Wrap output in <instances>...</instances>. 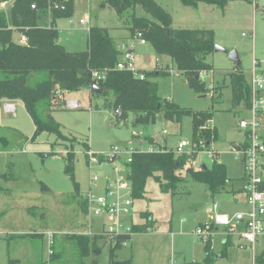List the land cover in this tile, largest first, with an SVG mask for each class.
Instances as JSON below:
<instances>
[{"label":"rangeland","instance_id":"obj_1","mask_svg":"<svg viewBox=\"0 0 264 264\" xmlns=\"http://www.w3.org/2000/svg\"><path fill=\"white\" fill-rule=\"evenodd\" d=\"M155 1L171 13L174 28L215 30L216 44L229 52H238L247 77L255 60L264 74V0H231L224 9L204 2L191 7L180 0ZM134 12L137 16L151 17L142 6H137ZM86 14L90 21L83 25L80 20ZM57 23L59 40L69 51L86 50L89 28L102 26L109 29L118 46L121 41L129 45L133 42L138 68L142 65L148 68L154 66L157 54L153 47L148 42L141 44L135 36L137 33L131 37L129 24L107 0H76L72 16L60 18ZM15 37H18L17 33ZM229 52L214 51L207 58L212 69L202 72L199 77L206 87L205 92L193 88L188 76L181 71L158 76L156 80L162 99L192 111H213L209 125L216 126L218 130L217 141L194 152L195 160L188 162L179 173L186 175L185 169L189 165L195 168L202 165L211 167V151L215 150L219 154L218 160L226 163L231 180L222 192L208 195L207 185L190 176L178 185L175 194L162 191L155 178H149L145 196L134 199L137 206L134 221L144 223L141 213L150 211L158 223L149 231L133 234L131 241L115 250L114 257L110 243L100 236L103 219L92 217L89 226L74 194V184L65 172L64 158L70 143L64 144L56 135L48 132L34 136L33 121L19 102H16V115L12 111L6 113L3 105H0V185L5 189L0 192V264H9L10 260H16L15 264L47 261L50 254L49 233L56 235L57 244L61 246L63 236L77 232L98 236V250L85 258L87 264H114L112 258L126 264H203L206 242L194 231L198 223L202 220L205 222L209 216L208 207L217 202L218 211L229 215L248 209L244 204L243 160L236 147L244 141L239 121L249 117V111L246 107L232 105V89L226 75L236 65L229 58ZM163 59L168 60L162 58L161 61ZM169 59L168 63H174ZM218 89L221 96H212L211 91L217 94ZM81 93L84 94L83 98ZM77 95L83 107L69 109L66 106L54 111V116L62 124L64 134L77 140L74 144L75 177L82 195L89 191L91 176L101 177L112 172L111 162L104 157V162L90 166L83 143H87L91 151L104 156L113 147L136 148L133 132L145 140L142 148L154 147L155 150H159L165 140L169 149L174 150L179 141L192 138L191 116L177 122L166 120L160 114L155 123L138 124L135 123L134 113L128 114L126 119L117 116L113 107L105 104L103 97L93 99L91 109L85 91L72 93L67 99L72 100ZM106 98L109 101L112 99L111 96ZM146 137L153 138V143ZM128 158L129 154L124 153L118 163H125ZM43 184L49 189H43ZM29 233L44 236L26 235ZM210 240L214 251L212 264H254V252L259 254L264 249V238L256 243L255 250L241 247L245 240L239 234L229 235L222 226L214 231ZM64 246L66 254L62 262L74 264L78 256L76 250L72 244L66 243Z\"/></svg>","mask_w":264,"mask_h":264},{"label":"trees","instance_id":"obj_2","mask_svg":"<svg viewBox=\"0 0 264 264\" xmlns=\"http://www.w3.org/2000/svg\"><path fill=\"white\" fill-rule=\"evenodd\" d=\"M76 0H0V101L21 100L30 115L35 132L34 136L43 132L56 135L64 144L70 143V149L64 158L65 172L74 184V194L80 208L88 213L87 202L81 194L79 182L75 177V137H69L62 131V124L54 116V111L65 105V100L56 99L57 92L64 95L67 92L88 88L91 99L103 97L105 104L111 105L117 116L126 119L128 114H135V123L148 125L155 123L161 114L166 120L181 122L183 117L191 116L193 124L192 140H201L212 144L218 139L216 126H210L213 111H192L179 104L164 100L159 95L158 76H168V71L154 69L145 72L146 77L140 79L133 72L121 71L116 68L122 58V49L109 29L102 26H91L88 30V46L83 51H69L59 40L57 21L60 18L71 17ZM184 5L197 7L204 2L222 9L228 0H180ZM121 18L130 26L131 37L136 33L150 43L157 55L173 60L177 69L188 76L189 84L199 92H205L204 83L197 75L212 69L207 57L215 51L216 33L208 28H174L172 15L155 0H107ZM34 5V7H33ZM64 6V8L62 7ZM142 8L150 14V18L137 16L135 8ZM19 39H15V34ZM141 33V34H139ZM25 36L26 41L21 42ZM134 36V37H135ZM59 40V41H57ZM241 66H235L227 72L229 86L232 89L233 107H246L250 100L251 88L246 74ZM95 73L103 75L96 78ZM103 89L101 93L91 90L93 82ZM220 89H218V93ZM218 95V98L221 94ZM111 96V100L108 98ZM217 98V99H218ZM214 99V97H213ZM117 110L121 112L117 114ZM87 151V143H83ZM196 155H177L172 149L137 151L129 163V177L133 186V198H143L149 178L153 177L159 183L162 191L175 194L178 185L190 176L193 180L207 185L210 195L225 190L231 180L226 163L218 160L219 154L214 150L211 167H186V175L179 172L188 162L192 163ZM101 161L103 158L101 157ZM43 189H49L46 184ZM0 185V192H4ZM145 225H133L135 232L146 230L154 221L149 212H142ZM28 236H44L39 233H29ZM97 235L71 233L63 236L61 246L57 244L54 234L49 243L51 251L47 261L36 264H66L62 260L66 254L65 244H72L78 256L74 264H87L85 258L97 249ZM131 235L120 238L111 246L114 257L116 249L122 248L121 241L129 242ZM229 242L226 243V248ZM205 258L203 264H212L214 251L211 240L204 246ZM225 254V252L223 253ZM222 256V255H221ZM255 264H264V249L255 254ZM114 264H126L115 261ZM10 260L9 264H15Z\"/></svg>","mask_w":264,"mask_h":264},{"label":"built area","instance_id":"obj_3","mask_svg":"<svg viewBox=\"0 0 264 264\" xmlns=\"http://www.w3.org/2000/svg\"><path fill=\"white\" fill-rule=\"evenodd\" d=\"M253 1L255 2L256 0ZM62 7L64 8V6ZM89 21L90 17L86 14L81 18L80 23L87 25ZM137 38L142 44L147 43L140 36ZM25 41V36H23L21 42ZM122 51V58L116 68L121 71L133 72L136 77L144 79L146 77L145 72L140 71L136 66L132 50H129L127 46H123ZM257 63L255 60L249 77L251 94L246 106L249 111V117L241 118L239 121V127L244 132V141L240 146L236 147V151L241 154L243 160L244 192L248 209L245 212L229 215L219 212L218 203L213 202L207 209L210 216L209 219L198 225L194 231L196 235L207 242L214 234V231L222 226L229 235L239 234L245 240V242L240 244L241 247H251L253 250H255L256 243L264 238V74L259 70ZM158 69L169 73L180 71L172 62L160 63ZM94 76L101 78L103 75L95 73ZM211 95L215 96V91H211ZM56 99L65 100V106L67 107H80L78 100H69L60 92H57ZM12 106V103L5 104L6 111H11ZM117 114L120 115L121 112L117 110ZM133 135H137V133L133 132ZM208 146L210 144L204 143V140L196 143L192 139H183L178 143L174 151L177 155L189 156ZM146 150L152 151L154 148L149 147ZM137 151L144 150L133 147H113L104 156L91 150L87 151L90 166L93 163H102L104 159L101 161V157L109 161L114 155L118 157L114 162H111L112 173L108 175L105 181L104 190L102 192L97 191L100 177L95 175L90 177L89 191L84 195L89 219L92 217L109 219L107 221L103 220L100 236L109 242L110 245H115L125 235L132 236L135 233L133 224L129 221L134 204L133 186L129 177V163L132 161V155ZM124 153L129 154L128 161L118 163ZM211 155L213 158L214 150L211 151ZM149 228L151 226L146 228L145 231H149ZM52 237L51 234L50 243L52 242ZM126 243L127 241H121L123 246Z\"/></svg>","mask_w":264,"mask_h":264},{"label":"crops","instance_id":"obj_4","mask_svg":"<svg viewBox=\"0 0 264 264\" xmlns=\"http://www.w3.org/2000/svg\"><path fill=\"white\" fill-rule=\"evenodd\" d=\"M228 1H231V0H228ZM128 36V35H127ZM126 36V37H127ZM15 38H17V39H19V35H18V37H15ZM16 39V40H17ZM141 43V42H140ZM142 44V43H141ZM120 48L122 49V47L123 46H127L128 48H129V50H132V52H133V42L129 45L128 43H126V41H121L120 42ZM134 53V52H133ZM211 56V55H210ZM209 57V56H208ZM207 57V58H208ZM161 58V59H160ZM162 58H167L168 60H164L163 59V61H161L162 60ZM170 59H169V57H165V56H159L158 57V55H157V57L155 58V60H154V66L152 67V68H148V67H145L144 65H142V66H139V68L138 69H145V70H147V71H151V70H154V68H158L159 67V64L160 63H168V61H169ZM207 61H208V59H207ZM209 62V61H208ZM210 63V62H209ZM211 64V63H210ZM260 64V63H259ZM212 65V64H211ZM214 68V67H213ZM261 68V67H260ZM251 70V69H250ZM210 71V70H209ZM199 77H200V75H199ZM246 77H247V75H246ZM249 77H250V75L247 77V79H248V81H249ZM86 92V99H87V102H89V105H90V109L92 108V103H93V100L91 99V91L88 89V88H83L82 90H79V91H73V92H67L66 94H65V97L66 98H69V95L70 94H72V93H79V92ZM81 95V97L83 98L84 97V94H80ZM78 97H75V98H73V99H76V100H78V102H79V104H80V107H78V108H70V107H68L69 109H80L81 107H83V104H82V102H81V99H80V97H79V95H77ZM16 102H19L20 104H21V106H24V103L21 101V100H8V99H4V100H1L0 101V105L2 106L3 105V110L5 111L6 109H5V104H8V103H12L13 104V106H12V109H11V111L14 113V115H16V111H17V104H16ZM64 107H66L65 105L64 106H62L61 108H58V109H64ZM24 108H25V106H24ZM57 110V109H56ZM55 110V111H56ZM11 111H9V112H7V111H5L6 113H12ZM54 114V113H53ZM20 132V131H19ZM21 133V132H20ZM23 134V133H22ZM26 136V135H25ZM134 136H136V140L135 141H133L134 143H135V146H136V149H140V150H146V149H148V148H142V147H144V143H145V140L143 141V139L139 136L138 137V134L137 135H134ZM28 138V137H27ZM149 140L150 141V143H153L152 141H153V138H147L146 137V140ZM192 139V138H191ZM180 142V141H179ZM129 143H131L130 141H129ZM138 145V146H137ZM178 145V144H177ZM133 146V145H132ZM140 146V147H139ZM158 146H159V144H158ZM159 147H161L160 149H162V150H164V149H169V147H168V141L167 140H165V143L163 144V145H160ZM168 147V148H167ZM238 147V146H237ZM89 148L91 149V147L89 146ZM123 148H125V147H123ZM154 148V147H153ZM176 148V147H175ZM89 149V150H90ZM154 150H155V148H154ZM175 150V149H174ZM104 162V161H103ZM202 166H204V165H202ZM201 166V167H202ZM112 173V172H111ZM108 175L109 174H107L106 176H99L100 177V184H99V187L97 188V191L98 192H102L103 190H104V185H105V181H106V179H107V177H108ZM89 182H90V180H89ZM89 187H90V183H89ZM208 188V187H207ZM146 194V193H145ZM208 195H210V192H208ZM244 204H246V197H245V195H244ZM134 205V208H133V210H132V214H131V216L129 217V221L133 224V225H137V226H143V225H145V223H146V221H145V218H143L142 216V219L144 220V223H139V222H135L134 221V214H135V209H137V206L135 205V203L133 204ZM247 205V204H246ZM144 212H149L150 214H151V216H152V218H153V221H154V223H153V227H155L156 225H157V220H155L154 219V217H153V214H152V212H150V211H144ZM208 213V212H207ZM84 217H85V219H86V222L87 223H89V216H88V213L87 214H85L84 213ZM209 215V214H208ZM210 216H208L207 217V219L209 218ZM87 218H88V220H87ZM207 219L205 220V221H207ZM103 220H109V219H103ZM103 220H102V223H103ZM135 223H134V222ZM202 222H204V220H202V221H200V223H198V225H200V224H202ZM89 226H90V223H89ZM151 226V227H152ZM140 232H146L145 230H143V231H140ZM140 232H135V233H137V234H140ZM84 234H86L85 232H83ZM134 233V234H135ZM50 233H49V242H50ZM52 236L54 237V234H52ZM53 237H52V240H53ZM132 238H133V235H132ZM132 238H131V240H132ZM130 240V241H131ZM262 240V239H261ZM260 240V241H261ZM97 245V244H96ZM95 250H98V249H95ZM94 250V251H95ZM93 251V252H94ZM254 257H255V255H254ZM254 264H255V262H254Z\"/></svg>","mask_w":264,"mask_h":264},{"label":"water","instance_id":"obj_5","mask_svg":"<svg viewBox=\"0 0 264 264\" xmlns=\"http://www.w3.org/2000/svg\"><path fill=\"white\" fill-rule=\"evenodd\" d=\"M59 41V40H57ZM215 51H224V52H229L227 51L225 48L219 46L216 44L215 46ZM229 58L235 63L236 66H241L242 65V62L240 60V57H239V54L236 50H232L229 52ZM197 78H199V75H197ZM91 90L95 93H101L103 91L102 88H100L98 85H97V82L94 81L93 82V85H92V88ZM248 104V103H247ZM246 104V105H247ZM118 157L116 155L112 156L110 158V162H114ZM204 167H206V165H204Z\"/></svg>","mask_w":264,"mask_h":264}]
</instances>
